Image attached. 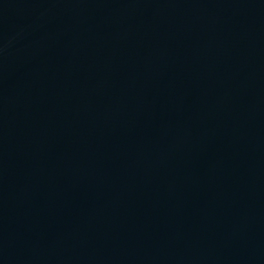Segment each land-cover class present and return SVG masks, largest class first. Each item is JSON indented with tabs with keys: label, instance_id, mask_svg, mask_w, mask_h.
Returning <instances> with one entry per match:
<instances>
[{
	"label": "water",
	"instance_id": "obj_1",
	"mask_svg": "<svg viewBox=\"0 0 264 264\" xmlns=\"http://www.w3.org/2000/svg\"><path fill=\"white\" fill-rule=\"evenodd\" d=\"M0 264H264V0H0Z\"/></svg>",
	"mask_w": 264,
	"mask_h": 264
}]
</instances>
